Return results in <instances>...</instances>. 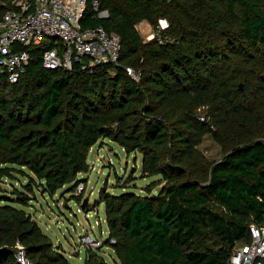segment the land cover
Returning a JSON list of instances; mask_svg holds the SVG:
<instances>
[{
	"label": "trees",
	"instance_id": "1",
	"mask_svg": "<svg viewBox=\"0 0 264 264\" xmlns=\"http://www.w3.org/2000/svg\"><path fill=\"white\" fill-rule=\"evenodd\" d=\"M100 2L109 16L89 8L82 26L119 36L118 65L50 70L46 45L26 48L18 83L0 75V264H20L17 242L32 264H72L26 208L36 188L75 192L105 140L140 154L142 176L158 179L145 195L100 193L102 247L119 264H228L250 224L264 222V0ZM8 9L0 4V18ZM208 135L222 149L217 162L200 152ZM6 180L22 189L12 183L8 195ZM83 264L109 263L88 247Z\"/></svg>",
	"mask_w": 264,
	"mask_h": 264
},
{
	"label": "built area",
	"instance_id": "2",
	"mask_svg": "<svg viewBox=\"0 0 264 264\" xmlns=\"http://www.w3.org/2000/svg\"><path fill=\"white\" fill-rule=\"evenodd\" d=\"M1 4L9 9L0 18V75L7 76L11 83H18L27 73L32 56L26 48L30 47H50L42 55L44 68L50 70L72 71L75 65L92 70L119 64V36L102 26H82L89 8L97 18L109 16L100 0H9ZM127 72L138 80L137 72L130 68ZM84 243L93 249L101 245L90 236ZM14 248L20 264H32L21 243ZM228 264H264V222L250 224L247 240L235 243Z\"/></svg>",
	"mask_w": 264,
	"mask_h": 264
},
{
	"label": "rangeland",
	"instance_id": "3",
	"mask_svg": "<svg viewBox=\"0 0 264 264\" xmlns=\"http://www.w3.org/2000/svg\"><path fill=\"white\" fill-rule=\"evenodd\" d=\"M139 32L145 41L151 40L155 35L154 28L146 22L139 27ZM199 149L211 162H217L224 156L221 147L210 135L205 137ZM141 163L140 154L128 155L118 144L109 140L101 141L91 150V170L88 174L80 175L85 182L80 183L75 192L63 188L54 197H50L36 188L35 196L26 211L55 244L63 247L72 264H83L88 248L84 243L87 236L101 243L97 249H101V254L109 264H119L112 248L102 247L108 238V229L105 223V206L98 201L102 191L114 195L125 192L145 195L149 185L158 177H143ZM17 176L24 181L22 176ZM21 181H7L3 186L8 191L7 194L12 196V183L22 189ZM159 188L152 192H157ZM79 195H83L80 204L73 199ZM85 202L89 203L87 210L83 209Z\"/></svg>",
	"mask_w": 264,
	"mask_h": 264
},
{
	"label": "water",
	"instance_id": "4",
	"mask_svg": "<svg viewBox=\"0 0 264 264\" xmlns=\"http://www.w3.org/2000/svg\"><path fill=\"white\" fill-rule=\"evenodd\" d=\"M240 89L243 90V85L240 86Z\"/></svg>",
	"mask_w": 264,
	"mask_h": 264
},
{
	"label": "crops",
	"instance_id": "5",
	"mask_svg": "<svg viewBox=\"0 0 264 264\" xmlns=\"http://www.w3.org/2000/svg\"><path fill=\"white\" fill-rule=\"evenodd\" d=\"M9 1V0H8ZM1 2H3V1H1ZM1 2H0V4H1Z\"/></svg>",
	"mask_w": 264,
	"mask_h": 264
}]
</instances>
